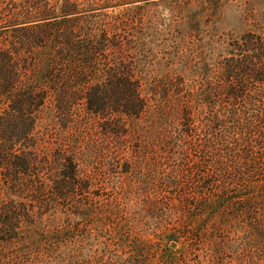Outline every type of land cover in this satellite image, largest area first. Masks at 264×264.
Masks as SVG:
<instances>
[{"label": "trees", "instance_id": "obj_1", "mask_svg": "<svg viewBox=\"0 0 264 264\" xmlns=\"http://www.w3.org/2000/svg\"><path fill=\"white\" fill-rule=\"evenodd\" d=\"M119 3L0 1V264H264V0L209 51Z\"/></svg>", "mask_w": 264, "mask_h": 264}, {"label": "rangeland", "instance_id": "obj_2", "mask_svg": "<svg viewBox=\"0 0 264 264\" xmlns=\"http://www.w3.org/2000/svg\"><path fill=\"white\" fill-rule=\"evenodd\" d=\"M252 1L259 3L262 0ZM236 2L237 0H121L119 4H112L107 11L114 14L129 9L144 13L145 21L152 26L147 41L154 51L157 46L160 50H166L163 45L172 42H166V39L177 35L179 31L185 34L186 43L190 40L189 36L194 35L193 39L198 42V47L202 46V49L209 51L211 47H217L214 42L220 32L237 29L240 13ZM152 42L154 43L151 44ZM214 52L217 53V49ZM213 62V59L207 60L211 66ZM163 252L162 248L158 251L153 264L159 263Z\"/></svg>", "mask_w": 264, "mask_h": 264}]
</instances>
